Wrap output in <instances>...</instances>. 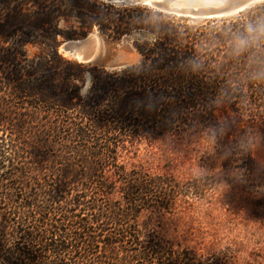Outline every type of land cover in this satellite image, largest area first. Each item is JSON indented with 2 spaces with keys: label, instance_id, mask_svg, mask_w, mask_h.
Returning <instances> with one entry per match:
<instances>
[{
  "label": "trees",
  "instance_id": "16d2710c",
  "mask_svg": "<svg viewBox=\"0 0 264 264\" xmlns=\"http://www.w3.org/2000/svg\"><path fill=\"white\" fill-rule=\"evenodd\" d=\"M90 32L133 37L140 60L110 70L60 50ZM216 103L238 121L248 106L264 146V2L195 19L104 0H0V264H198L153 236L147 251L125 247L138 244L135 206L171 181L118 165L125 208L98 191L111 189L104 170L120 150L210 122Z\"/></svg>",
  "mask_w": 264,
  "mask_h": 264
},
{
  "label": "rangeland",
  "instance_id": "374dc122",
  "mask_svg": "<svg viewBox=\"0 0 264 264\" xmlns=\"http://www.w3.org/2000/svg\"><path fill=\"white\" fill-rule=\"evenodd\" d=\"M90 33L94 35L84 48L93 51L92 65L107 68L109 61L122 55H132L135 63L140 60L134 51L123 49L133 46V37L113 41ZM79 84L84 95L90 86L89 76ZM240 110L245 113L242 121L231 107L216 103L212 121L167 133L157 147L120 150L117 166L105 167L106 183L112 187L105 189L106 194L98 191L100 204L119 211L127 199L118 165L133 176L172 183L165 186L168 195L161 193L164 198L152 193L135 206L137 216L130 220L131 230H137L139 238L135 247L125 246L129 251H147L153 236L195 255L198 264H264V146L259 127L251 120V109L244 106ZM90 183L80 185L84 190L88 187L84 193L91 194ZM119 223L128 227L126 219Z\"/></svg>",
  "mask_w": 264,
  "mask_h": 264
},
{
  "label": "water",
  "instance_id": "95a60500",
  "mask_svg": "<svg viewBox=\"0 0 264 264\" xmlns=\"http://www.w3.org/2000/svg\"><path fill=\"white\" fill-rule=\"evenodd\" d=\"M114 4L124 5H145L151 8L185 16L195 19L202 18H220L236 14L246 8L254 6L264 0H104ZM94 35L89 33L87 36L75 39L65 40L61 46V51L70 54L74 59L82 63H89L93 56L83 50V45L88 42L89 37ZM79 41V42H78ZM124 51H128L129 46H123ZM128 65L127 59L118 56L107 63V68L117 70Z\"/></svg>",
  "mask_w": 264,
  "mask_h": 264
},
{
  "label": "bare ground",
  "instance_id": "6f19581e",
  "mask_svg": "<svg viewBox=\"0 0 264 264\" xmlns=\"http://www.w3.org/2000/svg\"><path fill=\"white\" fill-rule=\"evenodd\" d=\"M92 37V36H91ZM91 37H89V39H91ZM79 42V41H78ZM129 46H130V48L128 49V51H134V53L135 54H137V55H139V53L136 51V49L132 46V45H130L129 44ZM83 50L85 51V52H87V53H90V54H92V56H93V51H87L85 48H84V45H83ZM65 53V52H64ZM65 54H67V53H65ZM67 55H69V56H72V55H70V54H67ZM73 57V56H72ZM122 57L123 58H125V59H127V63L128 64H133V63H135V61H136V59H135V57H132V55H130V56H123L122 55Z\"/></svg>",
  "mask_w": 264,
  "mask_h": 264
},
{
  "label": "clouds",
  "instance_id": "9594fccd",
  "mask_svg": "<svg viewBox=\"0 0 264 264\" xmlns=\"http://www.w3.org/2000/svg\"><path fill=\"white\" fill-rule=\"evenodd\" d=\"M242 146H244L243 141H241Z\"/></svg>",
  "mask_w": 264,
  "mask_h": 264
}]
</instances>
